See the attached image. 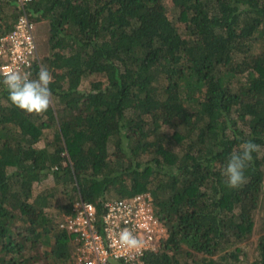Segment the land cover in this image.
Segmentation results:
<instances>
[{
  "label": "trees",
  "instance_id": "obj_1",
  "mask_svg": "<svg viewBox=\"0 0 264 264\" xmlns=\"http://www.w3.org/2000/svg\"><path fill=\"white\" fill-rule=\"evenodd\" d=\"M165 1L26 5L48 46L31 78L49 70L53 102L16 108L0 74V264H75L60 227L74 203L100 213L146 192L167 236L145 264H245L256 220L249 264H264V0H170L175 19ZM20 12L0 0V37ZM90 75L104 80L84 91ZM249 140L246 183L230 188L224 168Z\"/></svg>",
  "mask_w": 264,
  "mask_h": 264
},
{
  "label": "built area",
  "instance_id": "obj_2",
  "mask_svg": "<svg viewBox=\"0 0 264 264\" xmlns=\"http://www.w3.org/2000/svg\"><path fill=\"white\" fill-rule=\"evenodd\" d=\"M21 7L13 28L0 37V74L9 68L30 72L39 58L35 24L26 5L32 0H16ZM60 227L73 235L75 264H145L148 251H156L167 236V227L154 211L149 192L105 201L100 213L92 203L76 201L70 214L64 215ZM131 230L143 241L139 251L118 244V234Z\"/></svg>",
  "mask_w": 264,
  "mask_h": 264
},
{
  "label": "clouds",
  "instance_id": "obj_3",
  "mask_svg": "<svg viewBox=\"0 0 264 264\" xmlns=\"http://www.w3.org/2000/svg\"><path fill=\"white\" fill-rule=\"evenodd\" d=\"M31 77L30 72L9 68L3 73L2 83L7 88L8 99L13 106L29 114L41 115L48 111L53 102L49 88L53 77L46 67L40 68L36 78ZM259 147L249 140L231 154L223 173L227 177L228 187L239 188L246 183L245 169L252 162V154ZM117 240L120 246L129 250L139 251L144 246L143 241L127 228L119 232Z\"/></svg>",
  "mask_w": 264,
  "mask_h": 264
},
{
  "label": "rangeland",
  "instance_id": "obj_4",
  "mask_svg": "<svg viewBox=\"0 0 264 264\" xmlns=\"http://www.w3.org/2000/svg\"><path fill=\"white\" fill-rule=\"evenodd\" d=\"M165 7H166L168 15L170 17H173V19H175V12H176L175 9L176 8L173 6V3H171L170 0H166ZM41 25L43 26H38L35 24V39H36V45H37V55L39 58L44 56L47 53V47H48L46 43V25L43 23H41ZM39 27H42V28H39ZM98 80L103 81L104 79L102 76H97V75L86 76L83 79L80 88L84 91H89V89H91L92 87V84ZM165 130L170 131L171 129L168 127H165ZM45 184L53 185L54 182L52 178L50 177L44 182L43 185ZM59 188H60V190H58L59 191L58 198L60 201L59 203H65L67 197L66 195H64V192L62 191V187L60 186ZM256 221H257L256 226H255L254 232L251 235V237H249L247 240L239 244V246L242 247L246 253L245 264H249V262L252 261L257 255V239L259 235L262 234L263 227L259 225L258 220Z\"/></svg>",
  "mask_w": 264,
  "mask_h": 264
},
{
  "label": "water",
  "instance_id": "obj_5",
  "mask_svg": "<svg viewBox=\"0 0 264 264\" xmlns=\"http://www.w3.org/2000/svg\"><path fill=\"white\" fill-rule=\"evenodd\" d=\"M110 264H120V263L116 260H110Z\"/></svg>",
  "mask_w": 264,
  "mask_h": 264
}]
</instances>
